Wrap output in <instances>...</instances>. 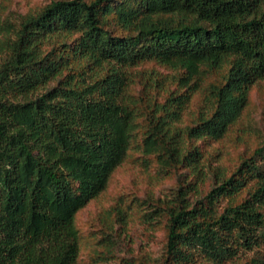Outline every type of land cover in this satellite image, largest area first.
Instances as JSON below:
<instances>
[{
	"label": "trees",
	"instance_id": "1",
	"mask_svg": "<svg viewBox=\"0 0 264 264\" xmlns=\"http://www.w3.org/2000/svg\"><path fill=\"white\" fill-rule=\"evenodd\" d=\"M152 61L182 71L173 79L185 91L163 103L141 97L138 149L161 173L184 167L195 176L179 181L163 264H223L264 245L263 150L229 176L219 168L202 195L196 145L223 138L264 80V0H53L0 20V264H76V215L136 139L130 70ZM225 66L223 83L205 84ZM197 91L202 106L183 126ZM115 246L96 263L115 259Z\"/></svg>",
	"mask_w": 264,
	"mask_h": 264
},
{
	"label": "rangeland",
	"instance_id": "2",
	"mask_svg": "<svg viewBox=\"0 0 264 264\" xmlns=\"http://www.w3.org/2000/svg\"><path fill=\"white\" fill-rule=\"evenodd\" d=\"M53 0H0V20L9 14H26L38 10ZM91 1V0H88ZM116 34L122 31L114 24ZM137 74L130 93L137 100L138 124L136 139L132 142L125 161L112 174L107 188L76 215L79 232V256L76 264H163L167 243L169 210L176 204L179 181H194L195 176L184 167L158 170L156 157L144 155L138 146L142 143L145 119L142 116L141 97L163 103L172 93H183L173 79L182 71L173 70L156 62H144L132 68ZM165 78L155 84L149 77ZM228 66L207 74L205 84L223 83ZM141 98V99H140ZM145 100V99H144ZM203 92L197 91L182 117V125L194 120L202 106ZM202 153L205 177L199 184L200 194H206L218 177V169L229 176L246 158L263 150L256 163L264 173V80L249 90L248 104L241 117L227 134L219 140L196 142ZM251 184L248 188H250ZM245 189L234 200L242 201L248 194ZM225 200L222 205H225ZM110 241L115 242V259L96 263L97 256L105 252ZM264 263V245L223 264ZM197 264H213L198 262Z\"/></svg>",
	"mask_w": 264,
	"mask_h": 264
}]
</instances>
